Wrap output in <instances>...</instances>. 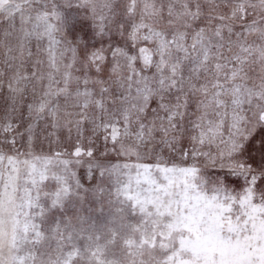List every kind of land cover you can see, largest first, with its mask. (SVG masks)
<instances>
[{
    "label": "snow or ice",
    "instance_id": "1",
    "mask_svg": "<svg viewBox=\"0 0 264 264\" xmlns=\"http://www.w3.org/2000/svg\"><path fill=\"white\" fill-rule=\"evenodd\" d=\"M109 153L139 220L89 264H209L194 212L264 264V0H0V264H75L34 209Z\"/></svg>",
    "mask_w": 264,
    "mask_h": 264
},
{
    "label": "rangeland",
    "instance_id": "2",
    "mask_svg": "<svg viewBox=\"0 0 264 264\" xmlns=\"http://www.w3.org/2000/svg\"><path fill=\"white\" fill-rule=\"evenodd\" d=\"M43 150L47 153L48 146L45 145ZM123 163V157L109 153L93 164L84 161L74 164L65 176L70 193L57 204L53 201L57 198L60 184L50 179L42 185V194L34 209V221L45 236L36 249L38 260L47 262L62 258L57 251L61 246L65 248L63 258H69L68 252L73 249L68 248L75 246L82 255L76 258L75 264H89L90 253L95 252L97 257L101 255L98 245L105 246L103 259L118 261L121 258L120 241L126 233L121 230L120 223L126 221L132 224L139 220V214L119 194L123 177L110 171ZM205 218L206 232L202 237H197L196 246L209 264H235L246 259V250L240 245L226 242L211 217H206L203 212H194L191 220L194 225L200 226ZM18 226L21 231L24 230V224ZM113 231L117 233L116 243L107 244ZM57 232L64 237L63 245Z\"/></svg>",
    "mask_w": 264,
    "mask_h": 264
}]
</instances>
